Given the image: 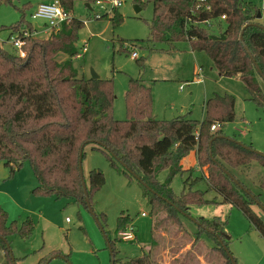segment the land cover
<instances>
[{"label": "trees", "instance_id": "16d2710c", "mask_svg": "<svg viewBox=\"0 0 264 264\" xmlns=\"http://www.w3.org/2000/svg\"><path fill=\"white\" fill-rule=\"evenodd\" d=\"M0 1L13 3L15 0ZM18 1L22 4L19 7L21 20L8 28L24 38L25 55L0 45V162L10 169L11 176L29 162L37 180L31 190L33 196H66L88 207L79 159L81 149L84 157L85 146L92 144V148L103 151L110 164L121 173L131 179L138 180L136 175L141 177L152 212L163 208L167 218L184 230L181 215H189L192 206L219 203L206 197L207 190L192 188L201 179L193 177L192 173L184 181L180 194L172 188L175 175L185 171L182 160L195 151L199 165L205 168L202 179L207 182L208 190L220 195L221 203L239 208L264 239V218L257 211L258 208L263 211L258 202L264 206V178L255 184L243 181L235 173L246 170L253 162L264 168V155L258 154L252 144L244 143L245 146L222 132L223 123L234 121L236 116L234 95L215 93L208 98L202 120L186 115L158 119L154 113L152 84L142 77H130L125 92L127 116L118 119L114 116L113 81L87 77L75 65V59L82 56L77 44L85 21L73 16L58 30L35 34V23L25 19L26 9L33 11L39 2L53 0ZM59 1L72 13L78 1L84 2L88 10H93L96 2ZM151 1L154 13L147 21L148 42L189 41L193 50L207 53L221 76L239 77L249 99L264 109L261 84L264 81V25L257 19L259 8L245 0ZM222 15L226 17L222 19ZM95 17L109 19L114 27L125 20L119 8L112 14ZM206 20H211V25L204 24ZM243 30L244 43L263 75L241 41ZM216 33L225 38L212 39ZM121 41L127 45L124 39ZM136 59L144 66V57ZM214 123L220 127L212 131ZM165 169L167 178L160 181L159 174ZM105 180L102 170L90 171L89 185L86 182L90 202L91 194L102 188ZM196 223L199 230L194 244L201 238L200 234L205 233L215 242L212 248L223 255L224 264H233L231 256L237 261L229 248L231 240L226 231V219L220 215L210 218L201 215L196 217ZM34 228L32 219H27L20 227L15 221L10 223L7 212L0 207V255L6 256L7 264H15L17 260H13L8 248V236L17 232L27 238ZM129 228L133 229L132 217L123 213L118 220L117 233ZM153 231L154 224L152 234ZM109 242L114 264H155L151 250L142 247L141 255L123 259L117 257L113 241ZM153 242H156L154 235Z\"/></svg>", "mask_w": 264, "mask_h": 264}, {"label": "rangeland", "instance_id": "374dc122", "mask_svg": "<svg viewBox=\"0 0 264 264\" xmlns=\"http://www.w3.org/2000/svg\"><path fill=\"white\" fill-rule=\"evenodd\" d=\"M245 1L260 9V21L264 25V0ZM21 6L18 0L13 3L0 1V27H4L0 30V39L5 41L3 48L23 55L25 51L8 42L16 35L8 27L21 20ZM92 8L88 10L82 1L74 8V16L85 21L77 44L82 56L74 62L87 77H91L93 70L100 78L113 81L116 118L127 116L125 92L130 77H142L152 84L154 112L158 119L186 115L202 120L204 100L215 92L229 93L236 99V116L234 121L223 123L222 132L239 142L252 143L257 151L264 152V109L249 99L239 77L221 76L207 53L192 50L189 41L173 44L147 41L150 37L147 21L154 13L151 0H123L119 10L125 20L117 27L109 19L96 18L98 9ZM31 12L32 9H26V21L44 26V20L33 19ZM133 52L138 53V59H146L144 66L139 65ZM261 84L264 91V81ZM190 162L186 158L183 163L189 166ZM82 168L88 185L90 171L94 168L102 170L106 178L103 187L91 194L92 211L66 196H33L31 190L37 180L31 164L26 162L11 176L10 169L0 162V207L7 212L10 223L15 221L20 227L24 221L32 219L35 225L27 238L17 232L7 238L16 264H111L109 240L113 241L118 258L141 255L145 248L151 250L155 264H224L223 255L212 248L215 242L207 234L201 233V238L194 244L199 230L195 219L201 215L209 218L221 215L227 220L229 248L237 258V264H264V239L239 208L221 203V196L208 190L200 169L176 174L172 188L180 194L184 190V181L192 173L193 177L201 178L192 188L207 190L206 197L219 203L192 206L189 215H181L187 229L182 230L167 218L163 208L152 212L143 184L113 167L106 154L93 149L92 144L85 146ZM235 173L243 181L255 184L264 178V168L257 162ZM167 175L168 170H163L159 180L165 181ZM123 213L132 217L133 230L129 228L117 233L118 220ZM124 233H130L132 237L127 238ZM52 250H59V256L52 259L56 254L50 253ZM0 264H7L4 254L0 255Z\"/></svg>", "mask_w": 264, "mask_h": 264}, {"label": "built area", "instance_id": "2783aa9c", "mask_svg": "<svg viewBox=\"0 0 264 264\" xmlns=\"http://www.w3.org/2000/svg\"><path fill=\"white\" fill-rule=\"evenodd\" d=\"M199 3H205L207 0H198ZM123 4V0H96L94 3V8L97 7L98 13L96 16H99L103 13H111L114 9L120 8ZM206 8H210L209 5H207ZM33 19H40L44 20L45 24L44 26H36L34 33H46L50 29L58 30L62 23L65 21L70 20L74 14L72 12H67L61 5L59 0H53L49 2H39L36 7L33 9L32 13ZM226 16L222 15V19H224ZM204 24L211 25V20H206ZM24 35H27V33H24ZM5 41L0 39V45L4 47ZM12 44V46L20 51H24L23 47L25 45V40L23 37L16 35H12L10 39L8 40ZM22 55V52L20 53ZM25 55V52L23 53ZM133 57L137 58L138 53L133 52ZM220 126L217 123L212 124L211 129L216 130ZM133 230V229H132ZM126 234L127 238H131L132 235L129 233Z\"/></svg>", "mask_w": 264, "mask_h": 264}, {"label": "water", "instance_id": "95a60500", "mask_svg": "<svg viewBox=\"0 0 264 264\" xmlns=\"http://www.w3.org/2000/svg\"><path fill=\"white\" fill-rule=\"evenodd\" d=\"M87 5L91 7V5H90L89 3H87ZM257 17H258V18L261 17V12H260V11L258 12ZM263 27H264V26H263ZM243 33H244V30H243L242 33H241V41H242V43L244 44L245 49H246L247 53L249 54V56L251 57L253 63L256 65L258 72H259L261 75H263L262 72H261V69H260V67L258 66V64H257V62H256V60H255L253 54L251 53L249 47L246 46L245 43H244ZM211 37H212V39H215V40L225 38V36H224L223 34H219V35H218V34H213ZM91 77H92V78H95V79L100 78L99 74H97V73H96L95 71H93V70H92V75H91ZM263 78H264V75H263ZM238 142H239V141H238ZM239 143L245 145V144L242 143V142H239ZM245 146H246V145H245ZM255 151H256L258 154L264 155V152H260V151H257V150H255ZM82 155H83V148H82L81 151H80V159H79V164H80V175H81L82 184H83V187H84V190H85V195H86V199H87L88 207H89L90 211H92V208H91V202H90V199H89V196H88V191H87V184H86V180H85V177H84V174H83V168H82L83 157H82ZM124 166H125V165H124ZM125 167H126V166H125ZM130 171H131V170H130ZM224 171H225L228 175H230V176L232 177V179H234V181H235L236 183H238V181L236 180V178H235L231 173H229V171H228L227 169L224 168ZM136 178H137L139 181H141V177H139L138 175H136ZM258 205H259V206L263 209V211H264V206H263V204H261L260 202H258ZM195 222H196V219H195ZM105 237L107 238L106 235H105ZM107 239H108V238H107ZM6 241H7V240H6ZM108 247H109L110 252H111V260H112V264H114V253H113V249H112V246H111L110 242H108ZM8 248H9V250H10V253H11V256H12L13 260L15 261V257H14V255H13V252H12L11 246H10L9 244H8ZM231 257H232L233 264H237V261L233 258V256H231ZM15 264H16V263H15Z\"/></svg>", "mask_w": 264, "mask_h": 264}, {"label": "crops", "instance_id": "0c3cea01", "mask_svg": "<svg viewBox=\"0 0 264 264\" xmlns=\"http://www.w3.org/2000/svg\"><path fill=\"white\" fill-rule=\"evenodd\" d=\"M140 9V8H139ZM138 9V10H139ZM262 17V16H261ZM257 19L259 20V22L261 23V21H260V18H258L257 17ZM261 24H263V23H261ZM193 50V49H192ZM136 59V58H135ZM220 74V73H219ZM202 80V79H201ZM181 89H183V86H181ZM215 93H217V92H215ZM214 93V94H215ZM214 94H212L211 96H213ZM220 94H225V93H220ZM211 96H209L208 98H210ZM208 98H206L205 100H204V104H205V101L208 99ZM204 104H203V112H204ZM155 113V112H154ZM156 116V115H155ZM157 117V116H156ZM245 144H252V143H245ZM253 145V144H252ZM259 149H261V148H259ZM186 158H189V161H191L190 162V165L188 166V165H185L183 162H184V160L186 159ZM3 165H4V163H3ZM182 165H183V169L185 170V171H190V170H194V169H200L201 171H202V173L205 175V173H206V171H205V168H202L200 165H199V162H198V159H197V155H196V152L195 151H192L189 155H187L183 160H182ZM5 166V165H4ZM7 167V166H6ZM1 186H2V183H1V185H0V188H1ZM229 204V203H228ZM257 211L263 216V218H264V212L263 211H261V210H259V208L257 209ZM221 216V215H220ZM206 217V216H205ZM50 253H56V254H54V256H52V259L53 258H56V257H58L59 255L57 254V253H59V250H52ZM43 260V259H42Z\"/></svg>", "mask_w": 264, "mask_h": 264}]
</instances>
